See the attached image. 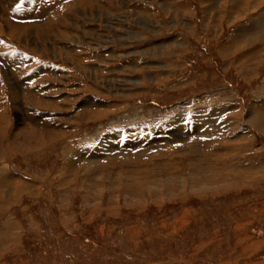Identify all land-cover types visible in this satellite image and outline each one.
<instances>
[{"label":"rangeland","instance_id":"obj_1","mask_svg":"<svg viewBox=\"0 0 264 264\" xmlns=\"http://www.w3.org/2000/svg\"><path fill=\"white\" fill-rule=\"evenodd\" d=\"M233 1L0 0V264H264V0Z\"/></svg>","mask_w":264,"mask_h":264},{"label":"bare ground","instance_id":"obj_2","mask_svg":"<svg viewBox=\"0 0 264 264\" xmlns=\"http://www.w3.org/2000/svg\"><path fill=\"white\" fill-rule=\"evenodd\" d=\"M218 1V0H217ZM167 2V1H166ZM220 2L221 1H219L215 6L216 7H221V4H220ZM249 3L248 5L252 8V9H258V8H260L261 7V5L263 4V0H234L233 2H232V8H233V10H236V11H239L238 10V8H242V7H245V4L246 3ZM169 4V3H168ZM170 5V4H169ZM172 5V4H171ZM214 6V7H215ZM32 8V7H31ZM163 9L165 10L164 12H166L167 14H169V13H171L172 11H171V9H168V8H164L163 7ZM173 9V8H172ZM223 9V8H222ZM245 9V8H244ZM81 10V9H80ZM102 11V10H101ZM173 12H174V10H173ZM241 13H242V11H240ZM239 12V13H240ZM25 13V12H24ZM219 13V12H218ZM261 14H258V15H256L254 18H253V21L255 22V23H252L250 26L252 27V28H249V27H247V28H245V29H242V30H240V32L239 33H237L236 35L237 36H239L238 38H242L241 36L243 35V34H245V35H247L246 34V32H247V30L248 31H250V33L252 32L253 33V31L254 32H258V29L260 30H262V31H264V8L262 9V11L260 12ZM30 15L31 14V12H30V10H26V13H25V15ZM91 16H92V14H91ZM144 21V20H143ZM150 21V20H149ZM8 23V26H9V28H10V30H12L13 32H14V35H15V33H20V32H22L23 34H24V30H23V28H20V26H15V25H13V24H11V23H9V22H7ZM150 28H151V26H149ZM241 28V27H240ZM40 30V29H39ZM159 31V30H158ZM249 33V34H250ZM21 34V33H20ZM22 35V34H21ZM251 35V34H250ZM262 35V34H261ZM23 36V35H22ZM248 36V35H247ZM106 37V36H105ZM232 38H234V39H232ZM231 38V41L229 42V43H227L228 45L227 46H225V47H227L226 48V50L227 49H231L230 47V45H231V42H237V37L235 36V37H232ZM20 39H23V38H21L20 37ZM235 39H236V41H235ZM262 39H264V35H262L261 37H260V35H258V36H256V37H254L252 40H254V41H256V43L257 42H260V43H262ZM253 42V41H252ZM166 45V44H165ZM182 45V46H181ZM234 45H235V43H234ZM171 45H169V47H170ZM180 46V50H181V48L183 49V47L185 46V43H183V44H180L179 45ZM224 46V45H223ZM262 46H264V44H262ZM166 47V46H165ZM253 47V46H252ZM259 47V46H258ZM171 48H172V46H171ZM224 48V47H223ZM264 48V47H263ZM170 50V49H169ZM219 50V49H218ZM221 50V49H220ZM224 49H222V51H223ZM238 50V49H237ZM257 50V49H256ZM228 51V50H227ZM239 51V50H238ZM220 52V51H219ZM230 52V51H229ZM235 52V51H234ZM251 52V51H250ZM255 52V51H254ZM161 53V52H160ZM221 53V52H220ZM169 54V53H168ZM223 54V53H222ZM249 54V53H248ZM227 55H229V54H227ZM264 55V49H261V51H257V53H255V57H260V56H263ZM224 56V55H223ZM246 56V55H245ZM226 57V56H225ZM227 58H228V56H227ZM226 58V59H227ZM257 58V59H258ZM263 57H261V59H262ZM244 61V60H243ZM256 61V60H255ZM259 62H260V60H258ZM157 63H159V62H157ZM254 71V70H253ZM49 75V74H48ZM163 77V76H162ZM91 78V77H90ZM111 78V77H110ZM94 79V78H93ZM102 78H100V80H101ZM137 79V78H136ZM150 79V78H149ZM152 80V79H151ZM155 80V79H154ZM158 80V79H157ZM49 81V80H48ZM133 81V80H132ZM22 82V81H21ZM103 82V81H102ZM102 82H100V83H102ZM115 82V81H114ZM113 82V83H114ZM135 82V81H134ZM163 82V81H162ZM109 83V82H108ZM117 83V82H116ZM113 85V84H112ZM117 86V85H116ZM119 87H121V86H119ZM136 87V86H135ZM170 87V86H169ZM40 87H36V88H34V91H37V92H39V93H41V94H45L46 93V91L48 90H45L44 88L43 89H39ZM42 88V87H41ZM94 88V87H93ZM140 88V87H139ZM144 88V87H143ZM14 89V88H13ZM121 89V88H120ZM124 89H125V87H124ZM133 89V88H132ZM145 89V88H144ZM14 91V90H13ZM48 91H52V89H49ZM139 92H140V90H138ZM127 92V91H126ZM36 96H38V95H36ZM42 97L43 96H40V97H38V98H36L37 100L36 101H34V102H36L38 105H40V104H43V105H45V104H47V106L48 105H50V101H45L46 99H48V98H44V99H42ZM200 100V99H199ZM203 100V99H202ZM202 100H200V102H202ZM192 101V100H191ZM69 102V101H68ZM74 102V101H73ZM199 102V101H198ZM199 102V103H200ZM260 102V101H259ZM190 103V102H189ZM187 104V103H186ZM192 104V103H191ZM203 104V103H202ZM261 104V103H260ZM97 104H95L94 102H86V104L81 108V111L83 112V117H88L87 119H89L90 118V114H95L94 112H91V111H89L88 110V108H93V107H97V108H100V106H102L103 107V109H101V110H97V115L98 114H103V113H106V112H108V111H106V110H104V108L106 109H108V108H112V106H110L109 107V105H102V104H99L98 106H96ZM189 105V104H188ZM57 106V105H56ZM62 106V105H61ZM116 106V105H115ZM255 106V105H254ZM259 106V105H258ZM260 106H262V105H260ZM63 107V106H62ZM120 107V106H119ZM118 107V108H119ZM183 107V106H182ZM253 107V106H252ZM80 108V107H79ZM110 108V110L109 111H111L112 109ZM181 108V107H180ZM206 108V107H205ZM254 108H256V107H254ZM53 109H54V111H55V108L53 107ZM58 109V108H57ZM31 110V109H30ZM60 110V109H59ZM178 110V109H177ZM206 110H207V108H206ZM250 110V109H249ZM199 111V110H198ZM212 111V110H211ZM261 111H262V109H261ZM186 112V111H185ZM220 112V111H219ZM255 112V111H254ZM177 113V112H176ZM201 113V112H200ZM204 113V112H203ZM257 113V112H256ZM199 114V113H198ZM32 115H35L34 114V112L32 113ZM80 115H82V114H80ZM99 115V116H100ZM183 115V114H182ZM211 116H213L212 115V113H211ZM256 116V115H255ZM258 116V115H257ZM256 116V117H257ZM36 116H33L32 118H35ZM61 117V116H60ZM92 117V116H91ZM182 117V116H181ZM206 117V116H205ZM262 117H264V116H262ZM37 118V117H36ZM40 118V117H39ZM57 118H59V117H57ZM65 118V117H64ZM77 119H78V115H77V117H76ZM211 118V117H210ZM254 118V117H253ZM252 118V119H253ZM41 119V118H40ZM42 119H43V117H42ZM61 119V118H60ZM62 119H63V117H62ZM73 119V118H72ZM91 119H93V118H91ZM176 119H177V117H176ZM181 119V118H180ZM195 119V118H194ZM170 120V119H169ZM172 120V119H171ZM38 121H41V120H38ZM44 121V120H43ZM89 121V120H88ZM177 121V120H176ZM175 121V123H177ZM60 122H61V120H60ZM44 123V122H43ZM78 123H81V121L80 122H78ZM173 123V122H172ZM180 123V122H179ZM179 123H178V125H179ZM228 123V122H227ZM54 124V123H53ZM62 124V123H61ZM136 124V123H135ZM164 124V123H163ZM235 124H237L236 122H235ZM263 124V123H262ZM64 125V124H63ZM61 126V125H60ZM181 126V125H180ZM252 126H253V124H252ZM177 127V126H176ZM183 127V126H182ZM255 127V126H254ZM178 128V127H177ZM158 129V128H157ZM182 129V128H181ZM257 129V128H256ZM52 130V129H51ZM30 131H32V130H30ZM142 131V130H141ZM149 131V130H148ZM147 131V132H148ZM188 131V130H187ZM186 131V132H187ZM33 132V131H32ZM68 132V131H67ZM123 133V132H122ZM139 133V132H138ZM163 133V132H162ZM159 134V133H158ZM157 134V135H158ZM188 134V133H187ZM28 135V134H27ZM64 135V134H63ZM116 135V134H115ZM118 135V134H117ZM184 135H185V133H184ZM151 136V135H150ZM155 136V135H154ZM163 136V135H162ZM191 136V135H190ZM108 137H110V136H108ZM119 137V136H118ZM159 137V136H158ZM208 137V136H207ZM210 137H212V135L210 136ZM58 138H59V136H58ZM106 138V137H105ZM186 138V137H185ZM54 139V138H53ZM116 139V138H115ZM136 139V138H135ZM139 139V138H138ZM137 139V140H138ZM155 139V141H156V139L157 138H154ZM106 140V139H105ZM136 140V141H137ZM160 140V139H159ZM55 141V140H54ZM133 141V140H132ZM144 141V140H143ZM108 142V141H107ZM106 142V143H107ZM147 144H148V142H147V140L145 141ZM167 143H169V142H171V141H166ZM183 142V141H182ZM195 142V141H194ZM197 142V141H196ZM246 143V142H245ZM100 144V143H99ZM103 144V143H102ZM131 144V143H130ZM146 144V145H147ZM162 144H163V142H162ZM198 144H199V142H198ZM153 146L154 145H156V143L155 144H152ZM160 145V144H159ZM165 145H166V143H165ZM170 145V144H169ZM200 145V144H199ZM106 146V145H105ZM104 146V147H105ZM109 146V145H108ZM128 146H130V145H128ZM135 146V145H134ZM136 146H138V145H136ZM157 146V145H156ZM162 145H160V147H161ZM167 147H171V146H168V145H166ZM117 147V146H116ZM164 147V146H163ZM167 147H166V149H167ZM152 148V147H151ZM156 151H157V149L155 148V147H153ZM159 148V147H158ZM241 148V147H240ZM93 149V148H92ZM143 149H144V147H143ZM160 149V148H159ZM158 149V150H159ZM162 149V148H161ZM165 149V150H166ZM170 149V148H169ZM41 150V149H40ZM89 150H91V149H89ZM154 150V151H155ZM163 150V149H162ZM151 151H153V150H151ZM153 151V152H154ZM166 151H168V150H166ZM80 152V151H79ZM82 152V151H81ZM92 152V151H91ZM94 153H95V151H93ZM92 152V153H93ZM101 152H102V150H101ZM161 152V151H160ZM88 153H90L89 151H88ZM130 153V152H129ZM147 153H149V152H147ZM126 154V153H125ZM162 154V153H161ZM137 155V154H136ZM141 155H143V153L141 154ZM144 155H145V153H144ZM147 155V154H146ZM156 155H158V154H156ZM244 155H246V154H244ZM99 156V155H98ZM138 156V155H137ZM139 156H140V154H139ZM75 157V156H74ZM77 157V156H76ZM84 157V156H83ZM102 156H100V158H101ZM112 157V156H111ZM117 157V156H116ZM129 157V156H128ZM71 158H73V157H71ZM87 158V157H86ZM97 158V157H96ZM134 158V157H133ZM145 158H147V157H145ZM152 158H154V157H152ZM126 159V158H125ZM101 160V159H100ZM112 160V159H111ZM151 160V159H150ZM133 161V160H132ZM70 162H72V161H70ZM74 162V161H73ZM82 163V162H81ZM88 163H90V162H88ZM94 163V162H93ZM101 163V162H100ZM127 163V162H126ZM130 163V162H129ZM79 164V163H78ZM95 164V163H94ZM131 164V163H130ZM74 165V164H73ZM86 165V164H85ZM71 166H72V164H71ZM89 167V166H88ZM251 167V166H250ZM254 167H255V165H254ZM247 169V168H246ZM248 169H250V168H248ZM230 174V173H229ZM178 177V176H177ZM175 178V177H174ZM180 178H182V177H180ZM132 180H134V179H132ZM145 180V179H144ZM147 180V179H146ZM183 180V179H182ZM186 180V179H185ZM160 181V180H159ZM162 181V180H161ZM166 181V180H165ZM169 181V180H168ZM170 181H172V180H170ZM146 182V181H145ZM163 183V182H162ZM151 184V183H150ZM168 184V183H167ZM159 187L160 186H151V187H149V189H147L146 187V192L148 191V192H150V193H152V190H159ZM143 192H144V188H143V190H142ZM210 191H212V190H210ZM138 192V191H137ZM145 192V193H146ZM141 193V192H140ZM139 192L137 193V195L138 194H140ZM154 193H157V195L158 194H160V196H161V193H163V192H157V191H154ZM149 194V193H148ZM134 195L136 196V192H134ZM138 197V196H137ZM140 197H142V196H140ZM136 198V197H135ZM139 198V197H138ZM143 198V197H142ZM134 200V199H133Z\"/></svg>","mask_w":264,"mask_h":264}]
</instances>
